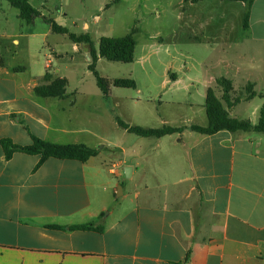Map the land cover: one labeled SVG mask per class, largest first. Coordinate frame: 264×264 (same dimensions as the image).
<instances>
[{"label":"crops","instance_id":"1","mask_svg":"<svg viewBox=\"0 0 264 264\" xmlns=\"http://www.w3.org/2000/svg\"><path fill=\"white\" fill-rule=\"evenodd\" d=\"M240 4L245 15L248 6ZM243 25L237 37L229 26L219 27L229 30L227 43L214 48L217 69L222 71L206 67L203 75L192 74L194 60L185 54L179 64L175 59V68L152 73L146 65L148 48L137 57L135 38L131 65H140L143 72L130 77L137 84L132 95L119 91L116 96L115 87L109 96L99 87L95 93L81 87L69 90L63 69L54 72L52 59L43 60L44 42L35 50L30 43L25 45L29 61L24 66L9 63L0 52V264H264V133L220 131L204 136L189 129L208 126L207 92L213 88L222 98L220 78L232 81V101L242 99L231 108L224 103L230 117L258 123L264 104V100L254 104L264 95V0H255L249 28ZM197 27L208 31L212 24ZM50 32L51 25L43 35ZM36 35L42 34H30ZM14 43L21 44L17 39ZM73 51L71 61H80L83 55L90 61L89 45L74 43ZM51 52L49 56L69 62L68 55L65 59ZM47 73L49 81L44 80ZM56 79L68 81L64 98L36 94L37 87ZM250 85L257 95L249 100L245 92ZM143 102L156 106L152 110ZM108 103L116 108L111 113H118L112 118L120 129L115 142L103 134ZM243 104L253 110L254 119L238 117L245 110ZM117 118L143 128L187 127L156 140L160 147L172 139V146H181L185 155H157L153 159L157 163H147L152 154L134 146L146 145L151 138L130 134ZM92 124L99 131L91 129ZM34 137L59 145H85L98 155L86 163L50 158L41 165L39 155L15 152L6 158L3 140L27 147ZM110 146L120 154L107 167L99 159ZM177 157L180 164L163 171L165 159ZM126 167L132 168L131 178L125 175L131 184L119 190ZM102 175L117 179L118 187H111V181L98 182ZM118 190L117 197L126 204L105 215L108 195L116 197ZM86 224L94 228L72 229Z\"/></svg>","mask_w":264,"mask_h":264},{"label":"rangeland","instance_id":"2","mask_svg":"<svg viewBox=\"0 0 264 264\" xmlns=\"http://www.w3.org/2000/svg\"><path fill=\"white\" fill-rule=\"evenodd\" d=\"M31 4L41 13L42 17L37 18L32 24H27L20 18L19 10L12 7L7 0H0V44L3 45L0 52L5 53L6 61L21 66L28 65L29 55L25 45L30 43V47L35 50L40 47L41 42H44L45 47L42 48V53L43 56L45 54L46 56H42L43 60L52 59L54 72L58 68L63 69V73H66L70 79L69 90L81 87L94 93L98 92L99 89L95 76L88 70L90 61H87V57L84 55L80 61L73 62L70 60L74 56V43L67 35L50 32L47 36H44L43 34L47 33L50 28V24L44 18L53 19L59 25L66 27L72 34L78 36L88 34L97 50L101 38L124 37L136 30L137 57L141 55L142 49L148 48V52L145 54L149 55L146 65L152 67V73L163 74L166 66L175 68L181 60L185 59L183 56L185 54L192 56L194 60L190 64L192 74L203 75L208 70L206 67H213L217 72L222 71L217 69L220 63L216 58L218 54L214 52L216 51L214 48L227 43L226 38L229 37V34H227L229 30H223L219 27L229 26V29L233 30V37H237L241 32L245 17L244 8L240 3L222 0H31ZM195 21L198 22L197 26H201V23L204 25L211 23L212 27L208 31H203L197 26H192ZM30 34L42 35L33 37ZM189 37L193 41H190ZM15 39L20 41V46L14 43ZM31 43L33 44L31 45ZM52 50L56 51L57 54H63L66 57L65 59L68 55L69 62L66 60L59 61L57 57L49 56L52 54ZM81 50L83 51L82 47ZM16 52L19 54L16 55ZM175 59H178L177 64L174 63ZM204 60H206L205 63L200 65ZM97 70L101 77L109 80L131 79L133 72L136 75L143 72L140 65L111 62L106 59L101 60L97 65ZM85 72L89 73H87L84 82H81L80 79L84 77ZM119 91L126 92L125 94H133L132 89L122 90L116 88L114 91L116 96H120L117 95ZM262 100L264 98L258 97L254 104ZM108 106L107 128L103 129L104 133L102 130L101 132L107 137L108 141L115 142L118 141L115 140L116 132H120V129L112 123V118H114L113 115L118 113L116 110H114V114L111 113L113 109H116L113 104L108 103ZM143 106L153 110L156 105L143 102ZM246 108L247 105L243 104V110H245L238 117L241 119H254L252 116L253 110ZM119 109L117 111H122V108ZM258 116L259 114L256 117L258 118ZM103 118H105L104 115ZM151 125L157 126L158 124L153 122ZM96 128L97 125L92 124L91 129L99 131L100 128ZM150 140L146 145L137 144L134 146L139 152L152 154L147 163H157L158 160L153 161L157 155L166 158L170 154L180 155L181 153L184 156L186 153L181 146H172V139H165L160 147H157L159 144H157L156 138ZM118 154L120 152L115 151L110 146L103 151V157L99 160L106 163L107 167H111L115 163ZM178 158L172 161H166L165 159L162 164L163 171L169 165L180 164ZM145 163L146 161L142 164ZM119 169L124 172L122 168ZM97 181L101 183L111 181V187H114V185L118 187V180L114 177L109 176L106 179L102 175L97 178ZM120 181L123 184L121 185L122 189L124 185L130 186L131 184L126 179L125 174ZM118 192L119 190L116 197L108 195L106 201L109 210L105 212V215L112 209L118 210L126 204L121 198L117 197ZM99 196L103 198L104 194L102 193Z\"/></svg>","mask_w":264,"mask_h":264},{"label":"trees","instance_id":"3","mask_svg":"<svg viewBox=\"0 0 264 264\" xmlns=\"http://www.w3.org/2000/svg\"><path fill=\"white\" fill-rule=\"evenodd\" d=\"M12 7L16 8L20 12V18L27 24H32L34 21L42 17L41 13L35 9L31 0H7ZM201 1V0H197ZM230 2L245 3L248 6V10L244 17V29L249 28L250 21V8L255 0H222ZM52 28V31L57 34L67 35L74 43H85L90 47V65L89 70L96 78L97 86L101 90L104 96H109L113 87L123 89H135L137 87L136 81L133 79H115L109 80L100 76L97 65L100 59H106L111 62H118L124 64H131L135 61V52L137 42L135 39L136 30L124 37L111 38L103 37L99 41L98 50L95 48L91 37L88 34L76 35L70 33V31L59 25L53 19L44 18ZM51 76L47 73L44 76L45 81H49ZM217 85L222 89L223 95L219 99L216 95V91L210 88L207 92L206 98V113L208 117V126L201 127L193 125L189 129L193 132H197L201 135L208 136L218 133L220 131L229 132H257L264 133V104L260 110V118L257 124H253L250 120H239L230 117L227 108H231L241 102V98H235L231 100V94L234 91L233 83L226 78H220L217 80ZM68 81L66 79H56L49 85L39 86L35 89L38 96L41 97H54L64 98L66 96V90ZM247 99H253L256 97V93L253 90V86H248ZM264 98V95L261 96ZM227 104V108L224 106ZM118 124L123 129L127 130L130 134L145 137L161 139L168 135L183 133L187 127L173 128L165 126L163 128H143L139 126H131L125 123L120 118H117ZM2 144L6 151V158L10 159L15 152H23L32 155L41 156L40 165L50 158H56L61 160H75L81 163L88 162L91 158L98 155V151L88 148L85 145H59L49 142H45L39 138H33V143L30 146L22 147L15 145L10 140H3ZM94 226L92 224L78 225L72 227V229L78 230H91ZM101 230V229H99Z\"/></svg>","mask_w":264,"mask_h":264},{"label":"water","instance_id":"4","mask_svg":"<svg viewBox=\"0 0 264 264\" xmlns=\"http://www.w3.org/2000/svg\"><path fill=\"white\" fill-rule=\"evenodd\" d=\"M131 174H132V168L131 167H126L125 168V175L127 178H131ZM119 190H122V187H119ZM119 195V194H118Z\"/></svg>","mask_w":264,"mask_h":264}]
</instances>
